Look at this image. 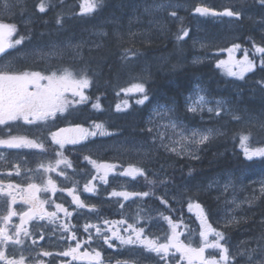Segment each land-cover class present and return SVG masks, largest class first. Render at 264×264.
Segmentation results:
<instances>
[{"label": "trees", "instance_id": "trees-1", "mask_svg": "<svg viewBox=\"0 0 264 264\" xmlns=\"http://www.w3.org/2000/svg\"><path fill=\"white\" fill-rule=\"evenodd\" d=\"M165 1L184 9L175 16L163 13V27H155L143 17L144 0H102L91 13L84 11V0H44L49 6L43 13L38 8L41 0H23L13 6V17L5 22L16 25L15 39L24 36L22 43L34 47L80 40L91 33L102 35L97 46L83 51L80 62L69 65L83 69L91 81L89 102L100 104L94 113L88 110V121L105 124L109 132L145 139L147 120L156 106L175 111L191 124L215 130V138L201 144L196 157L167 158L170 168L163 179V200L168 203L163 209L174 222L198 227L187 203L165 198L166 189L190 181L198 191H184L188 201L202 206L208 223L224 233L230 246L246 242V251L264 246V158L247 160L240 146V137L249 135V147H264V70L253 50L254 43L264 46V5L260 0ZM198 6L218 13L231 9L240 16L194 15ZM182 28L188 36L178 40ZM234 44L241 49L234 50L232 56L238 54L242 59L246 49L258 65L243 79L230 77L224 73L226 68L217 66L230 58L228 49ZM134 83L144 84L147 103L135 104L128 112L117 110L116 105L127 100L122 89ZM197 84L205 87L213 103L223 101L231 112L190 114L187 99ZM233 114L240 119H234ZM226 178L230 182L223 181ZM244 258L241 261L247 263Z\"/></svg>", "mask_w": 264, "mask_h": 264}, {"label": "snow or ice", "instance_id": "snow-or-ice-1", "mask_svg": "<svg viewBox=\"0 0 264 264\" xmlns=\"http://www.w3.org/2000/svg\"><path fill=\"white\" fill-rule=\"evenodd\" d=\"M84 11L86 12H95L96 9L102 4V0H84ZM260 4L264 5V0H260ZM13 5L9 0H4L3 4L0 5V10L8 11ZM49 5L41 0L38 5L39 11L41 13L45 12ZM164 7V5H160ZM195 12L202 15H225L229 17H239V11H232L231 9H225L223 13H218L211 8L198 6L195 8ZM172 16H175L176 13L173 11ZM60 19L57 20V23H60ZM17 27L14 24H7L0 22V56L7 54L9 49H14L17 45H20L25 37L20 36L19 38L13 40L12 37L16 34ZM188 36V31L185 29L180 30V34L177 35L178 40H182L184 37ZM241 45L234 44L232 48L228 49L229 52V61H220L217 65L218 67H226L228 74L232 76H239L241 79L244 78V75L249 72H253L257 68V62L255 58L250 59L248 50H243V58L236 60L232 53L234 50H240ZM254 53L259 54V66L264 70V46L253 44ZM131 51V50H128ZM238 69V70H233ZM44 82V83H42ZM91 84L90 79L86 74L81 73L80 78L76 76L69 70H62V74L58 75L57 72L53 71L49 75H43L41 72H28V71H13L11 68V63H5L0 67V125L8 126L10 121H19L23 120L28 124H33L38 120H48L50 118H55L57 112H63L66 110V102L63 99L64 93L71 91L73 96H78L79 101L81 102L88 99L84 95L83 90L89 88ZM123 92H135L143 94L141 99H137V104H143L148 100V95L146 88L143 83H134L131 87L122 89ZM211 103L203 95H197L195 98H191V106L189 110L192 112H197L198 110H203L204 107ZM217 108L221 106V102H216ZM125 107L128 106L127 100L124 101ZM93 108H100L99 102L92 105ZM117 110H120L121 105H116ZM209 112H214L215 115L219 116L220 112L214 108H208ZM233 118L239 120L240 118L233 114ZM173 128L176 127L175 124L171 125ZM93 129L89 130L82 127H77L75 129H65L61 128L58 131L50 132L51 140L55 145H58L60 149H63L66 144H78L81 140H85L88 137L96 135H111L103 123L93 122ZM151 131V129H149ZM213 134V130L209 129L205 133H197L193 131L191 133L192 137L199 135V139L195 140L194 143L203 144L209 140L210 136ZM182 139H187L183 137ZM249 135H242L240 137V146L243 151V155L247 160H252L254 157L264 158V147L260 148H251L248 146ZM0 145H5L8 148H42V144H38L35 141L28 140L26 138L11 137L10 139H0ZM175 151V149H171ZM86 160H89L97 170L98 178L100 182L104 185L108 184V177L110 173H113L116 169V165L109 163H97L95 160H92L90 157H85ZM57 163H65L67 167H71V163L66 160L57 161ZM53 169L49 166L46 171H52ZM17 174L19 172L17 171ZM64 175V173H60ZM117 175L127 176L135 178L136 176H142L147 179L146 172L143 168L129 166L127 170H123ZM97 179V176H93L92 180ZM227 187V185H226ZM9 191L4 192V188L0 185V193L11 198V204H16V196L13 194L11 189L19 188L18 185H7ZM61 192L67 191L68 195L72 197V202L78 208H85L86 205L80 199L79 195H75V188L71 189H59ZM83 190L88 193H95L97 187L89 181L83 186ZM41 191L40 186L36 184H28L26 195L22 197L23 202L31 206L28 212H24L21 218V225L16 229V236L19 237L21 231H27L23 229V224L27 223L28 220L39 216L40 219L45 218V201H41L37 197V193ZM43 191L50 192L54 196L58 191L57 185L51 179L47 181L46 186L43 188ZM110 195L112 197H122L124 200H128L130 197H148L149 192H128V191H116L113 190ZM52 203L55 204L54 201ZM162 203L167 205L166 200H162ZM123 204H120V207L123 208ZM189 210L192 209L193 205L190 203L188 205ZM55 208L58 212H63L64 216L71 217L72 213L68 211L67 208H64L62 204H55ZM195 208L198 210V215L200 217V223L202 230L199 232L200 237L202 238L201 246L192 247L183 243L180 240L181 233L177 232V228L180 226L179 223L173 222L170 217L164 216L163 213H160L162 219L166 220L171 227V235L165 236L164 239L167 242H160L159 238H152L150 235L145 234V228L143 226H136L139 224V218L134 224H128L127 220L120 221H109L103 220L102 223L107 227L102 229L99 224H84L83 231L87 233V239L81 241L77 238L76 232L72 231L74 226L70 224L61 225L62 229L65 232L70 233V239L75 241V247H69L66 251H62L59 255L64 257H71L73 260L76 259H86L89 264H104L103 255L101 251L94 250L92 252L85 251L80 253V249L88 244L89 246L93 240V232L90 229H94L95 236L99 237L103 243L107 244L109 248L114 247L112 241H119L121 245H141L144 249L149 252L156 253L160 260L164 261L165 264H168V257L170 255V250L175 249L176 252L181 253L180 258H174L173 264H178L179 259L187 261V264H235V257L230 255L229 248L221 243L225 239L224 233L222 231L213 228L211 224L208 223L207 214L199 203L195 204ZM91 210L95 211V206H91ZM17 215L14 210L8 212V215L4 218L6 222H10L13 216ZM47 219L49 222L55 221L57 219V212H47ZM234 219V218H233ZM127 224V227L124 229L128 235H121L117 229V225ZM111 233V235H108ZM213 236V240H209V236ZM43 239V236H41ZM8 242L19 245L21 243L20 239H13L12 236L8 235L6 228H0V262L3 264H24V258L21 256L20 259L9 258V255L6 253L5 248L8 245ZM35 243V241H33ZM207 249L219 250L217 254L211 256H206L205 252ZM44 256H50L52 253L44 252ZM219 256V258H217ZM246 262L247 264H264V246H261L258 249H251L250 252L246 253ZM110 264V262H109ZM120 264V262H117Z\"/></svg>", "mask_w": 264, "mask_h": 264}, {"label": "flooded vegetation", "instance_id": "flooded-vegetation-1", "mask_svg": "<svg viewBox=\"0 0 264 264\" xmlns=\"http://www.w3.org/2000/svg\"><path fill=\"white\" fill-rule=\"evenodd\" d=\"M4 60L5 58L1 59L0 63ZM83 92L87 97L84 90ZM63 99L67 105L66 110L57 112L54 119L38 120L33 124L19 120L10 121L8 126L0 125V139H10L11 137L26 138L43 145L42 148H8L5 145H0V185L3 186L4 192L9 191L7 188L9 184L19 186L18 189H11L17 200L14 205L11 204L10 197L0 193V228H6L8 235L12 236L13 239H20L21 243L19 245L8 242L5 251L9 258L20 259L23 256L24 264H89L86 259L73 260L71 257L59 255V253L66 251L69 247H75V241L69 238L70 233L65 232L61 225L67 223L74 226L72 231L76 232L78 239L84 241L87 239V233L83 231L84 224H99L104 229L107 226L102 223L103 220H126L125 218L121 219L119 213L120 202H122L121 199L123 198L112 197L110 193L113 190L126 191L123 187L133 186L132 192L151 193L150 191H152L145 184H142V181L145 180L142 176L132 178L117 175V173L127 170L129 166L143 168L145 172L147 169L146 167L138 166L131 159L122 163L121 158L111 150L104 153L103 138L88 137L75 145L66 144L63 149H60L58 145L52 142L50 132L58 131L61 128L75 129L82 127L89 129L93 125V122H89L87 119L88 99L76 102L79 101V97L73 96L71 91L65 92ZM112 135L120 138L126 137L117 133ZM105 139H108V137ZM85 157H90L97 163H109L117 166L115 171L109 174L107 185L100 182L95 166L89 160H86ZM60 160L70 162L71 167H67L65 163L58 164L57 161ZM49 166L53 169L52 171H46ZM158 167L159 165H156V171H160ZM17 171L19 174H17ZM60 173H64V175ZM93 176H97V179L92 180ZM49 179L53 180L57 185L58 191L54 196L50 192L43 191ZM156 180L159 181V179ZM89 181L97 187L95 193H88L83 190V186ZM28 184L40 186L41 191L36 195L41 201H45V218L40 219L39 216H35L28 220L27 223L23 224V229L27 231V234H25V231H21L19 237H17L16 229L21 225L23 213L28 212L31 208L22 199L26 195ZM71 188H75L74 194L79 195L86 205L85 208H78L72 202V197L68 195L67 191L61 192L59 190ZM159 196L163 200V188L156 190L154 196L151 194L153 198L152 207H163L162 202L158 199ZM131 199H136V197H130L128 201H131ZM52 201L55 204H62L64 208H67L72 213V216L66 218L63 212L56 210ZM150 202V200L144 199L143 203L146 209L150 206ZM93 205L95 206V211L91 210ZM11 210H14L17 215L13 216L10 222H6L4 218ZM47 212H57V219L49 222L46 215ZM116 227L121 235H128L124 231L127 224L117 225ZM90 231L93 232L92 243L90 246L85 244L79 250L80 253L99 250L103 255L104 264H109V262L110 264H117L120 258V246L126 245H121L119 241L113 240L114 247L109 248L99 237L95 236L94 229H90ZM108 235H111V233H108ZM160 235H163V229ZM41 236H43V239H41ZM44 252H50L52 255L44 256ZM179 254L181 253L175 254L170 251L169 256L178 258ZM150 262L165 264L159 257L154 260L150 259ZM0 264H3V262H0ZM168 264L172 263L168 261ZM178 264H184V260L179 259Z\"/></svg>", "mask_w": 264, "mask_h": 264}, {"label": "rangeland", "instance_id": "rangeland-1", "mask_svg": "<svg viewBox=\"0 0 264 264\" xmlns=\"http://www.w3.org/2000/svg\"><path fill=\"white\" fill-rule=\"evenodd\" d=\"M248 1L250 0H240V2ZM3 2L4 0H0V5H2ZM9 2L14 6L17 3L21 4L23 0H9ZM161 4L164 5V7H160ZM13 6L6 12L0 10V22L8 23L5 22V19L13 17ZM180 9H184L182 5L165 0H144V4L142 6L143 17H146L155 27L156 25L163 27V13L171 14L173 11L176 13ZM193 14L197 15L198 13L194 11ZM100 37H102V35L91 33L80 40H71L69 42H47L41 46L35 47L32 45H26L28 44L27 42L21 43L14 49H10L11 53L2 63H0V67H2L5 63L10 62L13 71L41 72L43 75H49L53 71L60 75L62 74V70H69L78 79L80 78V74L83 73V69L78 66H71L69 64L78 63V61L80 62L83 51L92 46H97ZM233 57L236 60H240V55L238 54H235ZM223 61L227 62L229 61V58ZM226 69L224 70V73L232 77V75L228 74V70ZM131 86L132 85L128 86L127 88ZM89 88L84 89L86 94H88ZM123 94L125 95V98H127L128 106L125 107L123 102L120 108V111L122 112H128L132 110L135 104L142 106L147 103V100L143 104L136 103L137 99H141V93L123 92ZM198 94L205 96V98L211 103L207 104L202 111L198 110L197 112L192 113L200 116L204 114H213L214 112H209L207 110L208 108L217 109L220 114H228L231 112L229 108L225 107L226 103L223 101H219L221 102V106L217 108V103H213L209 99L207 92L203 90L193 91V93L188 98V107L191 106V98H195ZM90 103L91 102H88V104ZM95 110L96 108H93L92 105L89 107L90 113H94ZM172 124H175L176 127L173 128L171 126ZM103 125L108 131L105 124ZM147 126L149 129H151V131L148 129L147 137L143 140L132 139V137H115L112 135V132L109 131L108 132L111 133V135L101 136L98 134L94 136V138H103L102 144L104 147V153L110 152L109 150H111L121 158L122 163L127 162L128 159H131L134 160L138 166L146 167V174L148 175L147 178H150L143 180L142 184H145L148 189L150 188L152 190L150 191V195L148 197L133 196L134 198L136 197V199H131V201L121 199L122 202H120V204H123L124 206L123 208L120 207L119 213L121 219L125 218L128 224H134L139 218L140 222L136 226H143L145 228L146 235H150L152 238H159L160 242H167L164 237L166 235H171V227L166 220L162 219L160 213H163L164 216L170 217L173 222L174 220L173 217L169 215L165 209H163V207H152L153 198L151 197V194L154 196L156 190L163 188V179H166V174L170 168V166L166 165L168 161L167 158L173 155L187 158L196 157V155L199 153L201 144L194 143L195 140L199 139V135L192 137L191 133L193 131H196L197 133H205L207 130H209V128L191 124L185 119L179 117L175 111H169L163 108V106H156L152 109L147 120ZM89 130H94L93 125L90 126ZM216 134L217 132L213 130V134L210 136L208 141L214 139ZM182 135L183 137H187V139H182ZM106 137H108V139H105ZM173 148L175 151L171 150ZM156 165H159L158 170L160 171H156ZM156 179H159V181ZM214 181L215 180H213V183ZM223 181L230 182V180L228 181L227 178ZM227 185H229V183H227ZM262 185L264 186V184ZM192 188L195 190L197 187L192 186L190 181H187V183L183 184L178 183L173 186L172 189L165 190V198L176 204L187 203L188 213L194 214L191 216V219L194 220L193 223L198 225V227H192V223L191 225L179 224L180 226L177 228V232L181 233L179 238L183 243L192 247H199L202 243V238L199 235V232L202 230L200 217L198 215V210L195 208V204L189 202L185 195L186 190L190 191ZM123 189L128 192H132L133 186L123 187ZM199 191H202V189H199ZM144 199L151 201L150 206L147 209L143 203ZM158 199L162 202V198L160 196ZM190 203L193 205L191 210H189L188 207ZM162 204L164 206V203ZM162 229L163 235H160ZM213 239L214 237L210 235L209 240ZM221 243L229 248L230 255L235 257V264H247L243 263L241 260L242 256L244 255L245 261L246 253L251 251H246L245 246H248V243H242L243 246H230V244H228L225 239L221 241ZM259 248L260 247H254L252 249H258L259 251ZM170 251L175 254L178 253L175 251V249H171ZM218 252L219 250L207 249L205 255L211 256L213 254H217ZM157 257L159 256L156 253L147 251L141 245L120 246V264H154V262H150V259L154 260ZM177 257L180 258L181 254H179ZM217 258H219V256H217ZM168 261L173 264L174 257L169 256ZM184 264H187L186 260H184ZM195 264H199V262L197 261Z\"/></svg>", "mask_w": 264, "mask_h": 264}, {"label": "water", "instance_id": "water-1", "mask_svg": "<svg viewBox=\"0 0 264 264\" xmlns=\"http://www.w3.org/2000/svg\"><path fill=\"white\" fill-rule=\"evenodd\" d=\"M214 11H215V10H214ZM216 12H217V11H216ZM8 51H9V50H8ZM8 51H7V53H8ZM4 56H5V55H4ZM1 57H3V56H0V58H1Z\"/></svg>", "mask_w": 264, "mask_h": 264}]
</instances>
